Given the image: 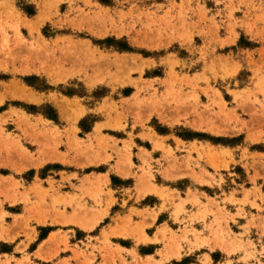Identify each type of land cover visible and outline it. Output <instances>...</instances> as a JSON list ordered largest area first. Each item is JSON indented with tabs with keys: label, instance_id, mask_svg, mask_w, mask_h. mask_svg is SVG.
Instances as JSON below:
<instances>
[{
	"label": "rangeland",
	"instance_id": "rangeland-1",
	"mask_svg": "<svg viewBox=\"0 0 264 264\" xmlns=\"http://www.w3.org/2000/svg\"><path fill=\"white\" fill-rule=\"evenodd\" d=\"M257 151L264 0H0V239L21 256L0 264L49 244L56 264H162L186 244L264 264ZM161 209L185 223L157 228L170 251L127 260L112 239L149 242Z\"/></svg>",
	"mask_w": 264,
	"mask_h": 264
},
{
	"label": "crops",
	"instance_id": "crops-1",
	"mask_svg": "<svg viewBox=\"0 0 264 264\" xmlns=\"http://www.w3.org/2000/svg\"><path fill=\"white\" fill-rule=\"evenodd\" d=\"M203 143L207 144L208 141L205 139V141H203ZM209 144L212 146H215L214 143H209ZM257 152L264 153L263 151H257ZM205 164L207 166H210V164L207 162ZM101 173H104V171H102ZM181 180H183V179H181ZM218 187L219 186L214 185V186H211L210 188H207L210 190L209 193L206 191V189L201 188V189H197V190L204 192L205 194L209 195L210 197H213V196H217V194H219L220 191H219ZM186 188H191L192 190H194V188H196V187H195L194 182L190 181L188 183V185H186ZM143 199L149 200L151 202L150 206L151 207L155 206L158 209H160L162 204H163V200L158 196L156 197V196L147 195ZM202 202L205 203L206 199L202 198ZM186 208L189 212H191V211L197 212V207L193 206L192 204L188 203L186 205ZM247 210H249V207H247ZM172 212H173L172 209L171 210L161 209L158 211L156 227L154 229L151 228L152 226L146 228V233H147L148 237L150 238L149 242L143 243V244H135L132 242L129 244V243H127L129 241L128 238L112 239V242L114 244L118 245L120 251H122V254L127 258V260L130 259V256L128 253L129 251H133V252L137 253L140 257H142V259H147V258L152 257V256L155 259H159L157 257L158 251L164 250L165 252L166 251L168 252L170 250L165 249L164 241H161V239H160L161 235L157 234V228H160L161 226H163L165 224V222H167L168 226L173 228L174 230H177L178 228L182 229L185 225V223L182 222L181 220H180V222L175 221ZM209 218L211 219V217H209ZM248 219H249V216L247 218H245V217L237 218V220H236L237 223H233V224L231 223V226L233 228L235 225H236V227H242L243 225H245L247 223ZM189 224H193L192 226L199 231H204V233H203L204 237L208 236V231L204 230L205 227H204V223L202 220H195V221H193V223H191V221H189ZM150 229H153L152 233H148V230H150ZM250 229L252 230L253 233L257 232L259 234L258 236L255 237V240L261 239L264 241V236L261 234V231L263 230V228L255 229V228L251 227ZM44 230H45V228H41L38 230V240H39V238H40V236ZM55 231H56L55 229H49L47 231L46 235H42L43 238L40 239V240H42L41 243L44 241H47L49 239L50 235ZM77 234H78V232L75 231V233L72 234L71 236L78 238ZM156 237L159 238L158 241L155 240ZM192 240H193V237H192ZM8 243H9L8 240H1L0 239V257H1V260H5L4 259L5 255H8V256L14 255V257H16V258H20L21 256L16 253L17 252V246H15V245L9 246ZM185 247L186 248H185L184 252H182L181 257L171 256L168 260L164 261L162 264H199L198 261L205 254L210 257L212 264H224V263H226L228 258L233 260V264H251L252 263L249 261L242 260V257L244 254L243 252H236V253L231 254L228 257V254L220 247L211 249L208 246H203L200 248H193L192 250H189L188 244H186ZM55 248L56 247L54 244H49L47 247L44 248L42 256H46V258H43V257L36 258L35 252L38 250L37 248H35L33 251H30V254L32 255V258L34 260V264H56L57 261L59 260L58 258H60V252H59V257H55V258L49 257L50 254L55 251ZM173 250L174 249H172L171 251H173ZM97 256H98V260H99L100 259L99 254Z\"/></svg>",
	"mask_w": 264,
	"mask_h": 264
},
{
	"label": "bare ground",
	"instance_id": "bare-ground-1",
	"mask_svg": "<svg viewBox=\"0 0 264 264\" xmlns=\"http://www.w3.org/2000/svg\"><path fill=\"white\" fill-rule=\"evenodd\" d=\"M39 18H40V17H39ZM39 18H38V19H39ZM38 21L40 22V20H37V22H38ZM30 23H32V22L30 21ZM36 24H37V23H35V25H36ZM32 25H33V24H31V27H32ZM28 26L30 27V25H28ZM36 26H38V24H37ZM31 27H30V28H31ZM29 98H30V97H29Z\"/></svg>",
	"mask_w": 264,
	"mask_h": 264
}]
</instances>
